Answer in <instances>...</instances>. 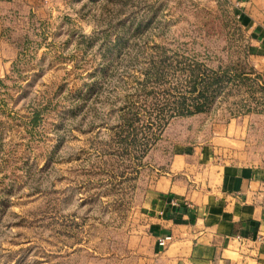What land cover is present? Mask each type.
Listing matches in <instances>:
<instances>
[{"label":"rangeland","instance_id":"374dc122","mask_svg":"<svg viewBox=\"0 0 264 264\" xmlns=\"http://www.w3.org/2000/svg\"><path fill=\"white\" fill-rule=\"evenodd\" d=\"M27 17L0 82V264H139L175 153L264 111L240 12L232 0H47Z\"/></svg>","mask_w":264,"mask_h":264},{"label":"crops","instance_id":"0c3cea01","mask_svg":"<svg viewBox=\"0 0 264 264\" xmlns=\"http://www.w3.org/2000/svg\"><path fill=\"white\" fill-rule=\"evenodd\" d=\"M46 2L0 0L1 83L20 56L22 20ZM232 2L264 86V0ZM150 194L149 251L139 264H264V111L230 117L210 139L175 153Z\"/></svg>","mask_w":264,"mask_h":264},{"label":"trees","instance_id":"16d2710c","mask_svg":"<svg viewBox=\"0 0 264 264\" xmlns=\"http://www.w3.org/2000/svg\"><path fill=\"white\" fill-rule=\"evenodd\" d=\"M201 112H203V110L201 111V109L200 110L197 109L195 112L192 110H187V112L181 113L180 116H192L194 114L201 113ZM38 116H39L38 113L34 114L33 119H32L34 124H36L38 122Z\"/></svg>","mask_w":264,"mask_h":264},{"label":"built area","instance_id":"2783aa9c","mask_svg":"<svg viewBox=\"0 0 264 264\" xmlns=\"http://www.w3.org/2000/svg\"><path fill=\"white\" fill-rule=\"evenodd\" d=\"M170 239H171L170 236L160 238L159 239V244L162 245V246H165Z\"/></svg>","mask_w":264,"mask_h":264}]
</instances>
